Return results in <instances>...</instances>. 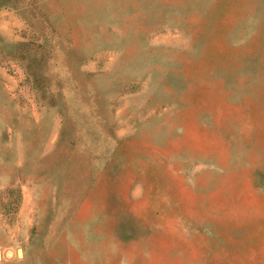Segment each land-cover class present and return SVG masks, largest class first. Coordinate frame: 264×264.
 I'll list each match as a JSON object with an SVG mask.
<instances>
[{"label":"rangeland","instance_id":"obj_1","mask_svg":"<svg viewBox=\"0 0 264 264\" xmlns=\"http://www.w3.org/2000/svg\"><path fill=\"white\" fill-rule=\"evenodd\" d=\"M0 264H264V0H0Z\"/></svg>","mask_w":264,"mask_h":264}]
</instances>
